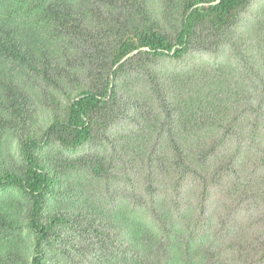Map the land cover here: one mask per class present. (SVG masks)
Returning a JSON list of instances; mask_svg holds the SVG:
<instances>
[{
    "label": "trees",
    "instance_id": "1",
    "mask_svg": "<svg viewBox=\"0 0 264 264\" xmlns=\"http://www.w3.org/2000/svg\"><path fill=\"white\" fill-rule=\"evenodd\" d=\"M0 264H264V0H0Z\"/></svg>",
    "mask_w": 264,
    "mask_h": 264
},
{
    "label": "rangeland",
    "instance_id": "2",
    "mask_svg": "<svg viewBox=\"0 0 264 264\" xmlns=\"http://www.w3.org/2000/svg\"><path fill=\"white\" fill-rule=\"evenodd\" d=\"M259 1H262V0H259Z\"/></svg>",
    "mask_w": 264,
    "mask_h": 264
}]
</instances>
